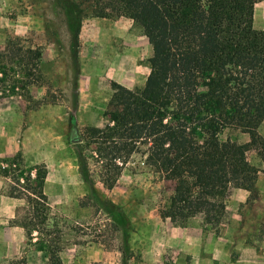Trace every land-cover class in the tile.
Returning <instances> with one entry per match:
<instances>
[{"label": "rangeland", "instance_id": "374dc122", "mask_svg": "<svg viewBox=\"0 0 264 264\" xmlns=\"http://www.w3.org/2000/svg\"><path fill=\"white\" fill-rule=\"evenodd\" d=\"M95 16L90 0H0V48L15 37L41 45L46 77L29 93L0 97V165L16 160L23 173L17 180L0 172V263L48 257L25 227L27 193L36 166H45L49 222L62 228L64 264H264V163L255 148L248 151L260 169L255 188L229 190L218 230L203 214L183 223L163 218L174 182L135 170L132 161L113 188L100 181L85 129L107 123L113 81L143 86L153 49L133 19ZM254 26L264 28V0ZM258 130L264 136V121ZM228 135L250 138L236 128Z\"/></svg>", "mask_w": 264, "mask_h": 264}, {"label": "trees", "instance_id": "16d2710c", "mask_svg": "<svg viewBox=\"0 0 264 264\" xmlns=\"http://www.w3.org/2000/svg\"><path fill=\"white\" fill-rule=\"evenodd\" d=\"M96 16H127L152 45L143 86L113 81L103 127L89 125L82 138L100 181L113 188L131 161L174 182L163 218L185 222L203 214L215 230L232 187L253 190L259 168L248 158L255 148L264 163V28L254 26L259 0H90ZM11 39L0 48V97L29 93L46 78L43 47ZM14 65H19L16 69ZM249 134L239 142L227 129ZM87 159V158H86ZM16 160L0 172L19 180ZM45 166H36L28 233L48 253L42 264H64L62 228L49 222ZM28 173L26 180H30ZM0 264H35L26 257Z\"/></svg>", "mask_w": 264, "mask_h": 264}, {"label": "crops", "instance_id": "0c3cea01", "mask_svg": "<svg viewBox=\"0 0 264 264\" xmlns=\"http://www.w3.org/2000/svg\"><path fill=\"white\" fill-rule=\"evenodd\" d=\"M95 18H100V17H98V16H95ZM85 28V27H84ZM96 32V31H95ZM119 83H122L121 81H119ZM122 84H124V83H122ZM125 85V84H124ZM126 86V85H125ZM128 87V86H127ZM130 88H133V87H130ZM37 232V231H36ZM63 250H64V248L62 249V252H63ZM62 252H61V255H62ZM22 257H24V256H22ZM17 258H20V257H17ZM62 258H63V256H62ZM14 259H16V258H14ZM30 261V260H29ZM31 262V261H30ZM32 263H34V262H32ZM35 264H37V263H35Z\"/></svg>", "mask_w": 264, "mask_h": 264}, {"label": "water", "instance_id": "95a60500", "mask_svg": "<svg viewBox=\"0 0 264 264\" xmlns=\"http://www.w3.org/2000/svg\"><path fill=\"white\" fill-rule=\"evenodd\" d=\"M77 140H80V139H77Z\"/></svg>", "mask_w": 264, "mask_h": 264}]
</instances>
